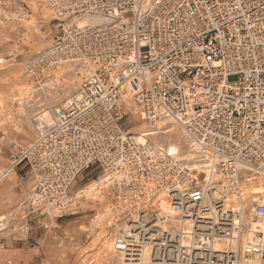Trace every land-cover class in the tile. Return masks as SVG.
Returning <instances> with one entry per match:
<instances>
[{
	"label": "built area",
	"instance_id": "2783aa9c",
	"mask_svg": "<svg viewBox=\"0 0 264 264\" xmlns=\"http://www.w3.org/2000/svg\"><path fill=\"white\" fill-rule=\"evenodd\" d=\"M45 4L58 31L25 75L40 88L71 67L77 85L55 124L14 145L2 172L26 166L35 178L23 229L30 216L73 214L82 197L72 186L98 169L113 189L107 223L120 258L141 261L144 246L152 264H264V233L249 237L243 222L264 221L251 190L264 183V0ZM129 95L148 129L180 131L191 159L122 128ZM132 223L143 226L139 246ZM224 236L228 249L216 253Z\"/></svg>",
	"mask_w": 264,
	"mask_h": 264
},
{
	"label": "rangeland",
	"instance_id": "374dc122",
	"mask_svg": "<svg viewBox=\"0 0 264 264\" xmlns=\"http://www.w3.org/2000/svg\"><path fill=\"white\" fill-rule=\"evenodd\" d=\"M45 3L46 0H0V60L3 61L0 64V177L9 166L13 146L30 144L41 129L46 128L37 120L41 112L58 109L76 89V72L71 67H60L54 72L58 80L53 77L40 88L25 75L26 64L48 49L52 36L58 31L57 22L49 9L46 11ZM27 90L32 92L28 99ZM122 110L127 113L122 128L137 136L133 129L144 122L128 112L126 106ZM146 127L145 124L144 134L147 133L149 142L156 144L149 135L155 133H150ZM159 133L167 139L157 145L168 146L187 156L179 130L167 125ZM101 176L98 169L87 171L72 186L71 194ZM258 185H253L251 190ZM34 186L35 178L26 166L0 178V264L116 262L109 251L114 239L110 238L113 230L107 223L112 188L103 191L105 201L101 204L80 199L71 215L62 218L30 216L27 232L23 229L25 215L20 209L26 206Z\"/></svg>",
	"mask_w": 264,
	"mask_h": 264
},
{
	"label": "bare ground",
	"instance_id": "6f19581e",
	"mask_svg": "<svg viewBox=\"0 0 264 264\" xmlns=\"http://www.w3.org/2000/svg\"><path fill=\"white\" fill-rule=\"evenodd\" d=\"M46 11L49 12L48 9H46ZM47 12L46 13L44 12V14L46 15ZM95 21L101 22L99 19L95 20ZM83 24H84V21L81 20L80 25H83ZM54 78L56 80H58L59 77L56 75ZM45 86H46V84H45ZM31 94H32V92L30 90H27V99L31 96ZM126 107H127V110L133 114V116H135V117L138 116L141 119V117L138 115V113H139L138 109L136 108L134 103L131 101L130 95H129V100L127 101ZM55 111L56 110L51 111L50 109H48V110H44L43 112H41V115L37 119V120H39L40 125H44L46 127L53 126L56 122V115H55L56 112ZM162 129H163L162 126H160L158 129H154V130L149 129L150 133H155L153 135L152 134H149V135H150L151 139H153L156 144H162L167 139L166 135L159 133L160 131L162 132ZM144 130H145V124L144 123L140 124L139 126H137L136 128L133 129L134 132L138 133L137 136H134V137L140 143L149 142V137H148V135H146L147 133L144 134V132H145ZM173 135L176 136V134H173ZM171 143L175 144V142H172V141H171ZM171 151L174 152L173 150H171ZM189 155L190 154L187 153V157H189ZM188 159H191V158L189 157ZM80 176L81 175H79V178H80ZM74 185H76V182ZM107 188H108V183L105 180V177L102 175L101 177L98 178V180H91V182L87 183L83 187L76 190L74 194L77 195V197H82L88 201L93 200V201L101 204L102 202L105 201V196H104L103 191ZM252 193H254L256 195L254 198L260 197L263 199V203H264V183H260L258 186L253 187ZM161 209L164 213H167L169 216L170 215H176L174 213V209H172L167 203L166 204L163 203L161 205ZM243 222L247 226L246 228H247V232L249 234V237H253V236L258 237V234L264 233V221L263 220H259V219L255 220V219H250V218L244 217ZM127 226H129L128 229L131 230V232H132L131 238H134L133 241L131 242V244L133 246L141 245L138 240H139V231H141V228L143 227L142 224L141 223H138V224L132 223L131 225L128 224ZM0 227H1V225H0ZM155 229H157V225L153 224L152 226H150L148 231H149V233H151ZM142 244H144V243H142ZM228 244H229V240L227 239V237L224 236L221 239H218L215 241L214 247H213L214 251L216 253H225L226 250L228 249ZM220 247H223L224 249L221 250ZM114 248L115 247H114V244L112 241L109 245V251L114 254V258L116 261H118L120 259L121 264H152L151 262H146V260H145V257L147 254H146V250H145L144 246H143L144 252H143L141 261H138L137 259H134V258L125 259L124 256H121L123 258L122 259V258H120L119 255H117V252L114 250Z\"/></svg>",
	"mask_w": 264,
	"mask_h": 264
}]
</instances>
